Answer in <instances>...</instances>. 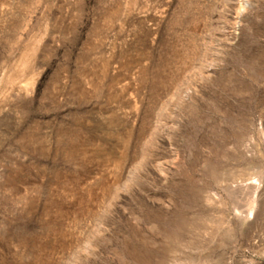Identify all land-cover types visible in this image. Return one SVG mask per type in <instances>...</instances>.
<instances>
[{
  "label": "rangeland",
  "instance_id": "1",
  "mask_svg": "<svg viewBox=\"0 0 264 264\" xmlns=\"http://www.w3.org/2000/svg\"><path fill=\"white\" fill-rule=\"evenodd\" d=\"M0 264H264V0H0Z\"/></svg>",
  "mask_w": 264,
  "mask_h": 264
},
{
  "label": "bare ground",
  "instance_id": "2",
  "mask_svg": "<svg viewBox=\"0 0 264 264\" xmlns=\"http://www.w3.org/2000/svg\"><path fill=\"white\" fill-rule=\"evenodd\" d=\"M202 260V259H201Z\"/></svg>",
  "mask_w": 264,
  "mask_h": 264
}]
</instances>
